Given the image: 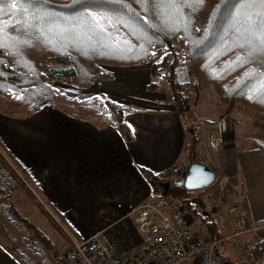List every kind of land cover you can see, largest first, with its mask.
<instances>
[{"label": "crops", "instance_id": "crops-1", "mask_svg": "<svg viewBox=\"0 0 264 264\" xmlns=\"http://www.w3.org/2000/svg\"><path fill=\"white\" fill-rule=\"evenodd\" d=\"M108 69L114 77L90 88L64 82L55 86L64 84L69 88L63 92L75 98L98 95L126 106L124 121L131 125V139L109 121L96 123L50 104L25 117L0 111V120L12 129L0 131V144L19 163L23 173L15 170L22 180L30 183L25 182L32 196L20 191L16 197L20 205L43 201V212L58 218L78 239L100 233L114 253H125L141 242L130 217L132 209L144 201L158 202L169 193L174 165L181 177L194 163L189 152L192 134L199 161L216 172L208 188L213 185L215 190L192 195L205 202L202 221L214 222L218 228L214 218L242 216L251 230L264 227L259 223L264 221V113L240 105L226 112L213 88L199 89L193 79L181 91L189 99L178 100L174 94L169 99L160 89L148 91L153 78L150 64ZM141 76L146 81L138 89L135 81L140 83ZM182 104L185 109L180 111ZM220 194L229 196L238 212L219 205ZM168 198L172 199L169 194ZM192 219L196 234L206 236V223L196 229ZM58 228L68 241L59 258L70 239ZM227 229L219 230L230 234ZM0 264L24 263L0 243Z\"/></svg>", "mask_w": 264, "mask_h": 264}, {"label": "trees", "instance_id": "trees-1", "mask_svg": "<svg viewBox=\"0 0 264 264\" xmlns=\"http://www.w3.org/2000/svg\"><path fill=\"white\" fill-rule=\"evenodd\" d=\"M16 2L18 9L30 7L21 0ZM124 2L140 17L147 16L151 26L132 14L125 17L128 27L117 24L113 10L120 9V5L110 4L107 0H37L42 23L37 25L32 21L34 27L24 28L16 23L24 16L11 9V0L0 4L4 9L0 19L11 20L15 25L5 27V40L12 49L0 48V111L25 117L44 104H50L96 123L109 121L131 139L132 132L124 121L126 106L98 95L75 98L58 91L55 86L56 82H64L86 89L96 82L113 78L114 73L103 67V61L107 59L110 66L150 64L151 74L157 81H151L148 90H157L169 81L178 100L189 99L182 94L181 88L189 83L192 75L197 88H213L216 100L225 105L226 112L240 105L264 113V55L254 53L249 57L250 47L242 38L247 16L255 19V14L261 11L258 5L240 7L239 16L233 21L230 14L237 0H203L202 3L189 0L187 4L183 0L174 3L172 0H154L148 5V11L137 0ZM82 4L103 5L88 10L96 14L107 32L94 30L90 19H73L84 11ZM109 19L113 21L111 25ZM59 27L67 29L61 32ZM72 33H76L82 42L80 52L71 41ZM9 36L30 40L31 44L14 42L8 39ZM241 44L245 46L240 47ZM178 47L186 49L192 56L190 68L168 64L169 55ZM153 52L155 55H151ZM238 56L242 58L239 63H232ZM189 140L190 155L197 162L200 159L197 139L191 134ZM7 154L11 162L0 152V199L6 200L10 217L30 229L49 248L51 238L16 206L14 197L20 191L25 190L29 197L32 195L14 168L23 173L19 163ZM169 193L173 200L184 205L189 215H201L205 202L200 197L194 198L190 189L173 183ZM44 212L55 221L46 210ZM206 226L209 230L206 236L223 235L214 222L207 221ZM250 257L252 264H264V237L250 249ZM60 259L66 262L63 257Z\"/></svg>", "mask_w": 264, "mask_h": 264}, {"label": "built area", "instance_id": "built-area-1", "mask_svg": "<svg viewBox=\"0 0 264 264\" xmlns=\"http://www.w3.org/2000/svg\"><path fill=\"white\" fill-rule=\"evenodd\" d=\"M191 63L192 56L182 47L174 50L168 58V64L176 68H190ZM179 171V166L174 165L170 186L180 179ZM236 209L231 206L229 211ZM130 217L141 238L139 245L117 254L100 233L82 239L72 237L65 256L67 261L70 264H225L221 244L239 234L198 236L184 205L169 199L168 194L158 202H142L132 209ZM231 224L243 227L245 218L234 217Z\"/></svg>", "mask_w": 264, "mask_h": 264}, {"label": "rangeland", "instance_id": "rangeland-1", "mask_svg": "<svg viewBox=\"0 0 264 264\" xmlns=\"http://www.w3.org/2000/svg\"><path fill=\"white\" fill-rule=\"evenodd\" d=\"M59 29L61 32H64L65 29H67V28L59 27ZM242 38L245 40L248 39L246 32L243 33ZM99 39H102V41H104L103 37H101V38L99 37ZM71 41L74 42V44L76 46V50L80 52L82 42L79 40L76 33H72ZM103 67H105V68L111 67L110 63L107 62V59H104ZM189 78H190V80H189L188 85L190 84L191 79L194 80L192 75L189 76ZM145 81H146V78L144 76H141L140 83L138 82V80L135 81V86L138 89H140V86ZM147 81H148V78H147ZM152 81H157V80L153 77ZM150 82H151V80H150ZM193 87H194L193 84H191V88H193ZM56 88L57 89L59 88L58 91L64 93L63 90L65 91L69 87L64 86V84H62V83H57ZM159 89H160V91L162 90L161 92H164V95H163L164 97L168 96L169 99L172 98V94H174V93L172 92V89L168 85L167 82L165 84L160 85ZM182 89H185V88H181V90ZM148 91H150V90H148ZM72 92H74V91H72ZM174 96H175V99H177L175 94H174ZM10 130H12V129L9 127L7 130V125H5L0 120V131H1V133L7 132ZM0 148L2 149V152L1 151L0 152L3 154V156L9 162H11L8 154L6 153L7 150L5 151L2 148L1 144H0ZM24 182H26L28 185H30L27 178ZM210 186L211 185L204 187V188L192 189L190 191H191V194L193 196H196L197 194L202 195L203 192H205L206 190H212V188H213V190H215V187L213 185L210 189H208ZM168 194H169V197H171L170 193H168ZM19 196L20 195L18 194V195H15V197H14L15 202H16V206L21 210V212L26 217H28L31 221L36 223L38 225V227H40L49 237H51V239L54 240L55 245H52L49 248L45 247L43 245V243L34 236L33 232L30 229H28L27 227H25L21 223L17 222L16 220H13L10 217V212H9L8 208L5 207L6 200L3 201L2 199H0V243L3 244L8 249V251L13 256H15V258H18L24 264H67V263H69V262H67V259L65 257L66 252L72 244L71 238L72 237L77 238V237H75L69 230H67L65 228V226L60 221L58 222L57 221L58 218L55 217L56 220L53 221L46 214H44L41 204L36 205L37 203H34L32 201L31 202L30 201L29 202L23 201V202H21L24 204V206L22 207L19 203V200L16 199V197H19ZM26 198H28V197H26ZM194 198H197V197H194ZM221 198H223V201H220ZM218 200H219V205H221V206L224 204L228 205V206L235 204L232 202V200L229 198V196H226L225 194H220V196H218ZM39 202L46 205L45 202H43V201H39ZM202 210L200 212L201 215H198V217H196L197 215H195L193 217L195 220L194 228L196 227V229L197 228L201 229L204 226L203 223L207 224V222L202 221L204 219L203 217H205L203 215ZM231 212L236 213L238 211L235 210V211H231ZM190 216L192 217L191 214H190ZM214 219L218 223V228L221 231L227 232L228 231L227 226H229L230 233H236V232L239 233L237 235L230 237L229 239L224 240V242L221 244V254H222L224 261L226 262L225 264H252L251 263L252 260L250 257V249L256 244V242L260 238L264 237V227H260L257 230H251L252 228H251L250 224L247 223V221H245V225H243V227H242L239 224H235V225L231 224L232 220L228 219V218L219 217V220H218V218L217 219L214 218ZM193 222L194 221H192V226H193ZM211 223H213V222H211ZM228 223H229V225H228ZM56 224L64 229L68 238L70 239V246L68 247L66 252L63 254V258H64V260H66V262H63L60 260V258L62 256L59 258H58V256H60L59 254H62L65 251V248H66L68 241L65 238V235H63L62 231L58 228V226ZM262 224H264V222ZM195 231H197V230H195Z\"/></svg>", "mask_w": 264, "mask_h": 264}, {"label": "snow or ice", "instance_id": "snow-or-ice-1", "mask_svg": "<svg viewBox=\"0 0 264 264\" xmlns=\"http://www.w3.org/2000/svg\"><path fill=\"white\" fill-rule=\"evenodd\" d=\"M5 0H0V4H3ZM110 4L120 5V9H114V19L116 20L117 24H124L125 27H128V24L125 23V17L127 14H132L136 17H138L140 20L144 22V24H147L151 26V23L147 16L140 17L139 13L135 11V9H132L130 5L126 4L124 0H107ZM154 0H137V3H143L144 4V10L148 11V5L152 4ZM174 3L175 0H172ZM200 3L203 2V0H199ZM21 3L28 4L30 7H21L20 9L17 8V2L16 0H11V9L17 10L19 14H22L24 16V19L22 21L18 20L16 23L21 25L24 28L34 27L35 25L31 23L32 21H35L36 24L42 23V21L39 19V13L41 11V8H37V0H21ZM183 3L187 4L189 3V0H183ZM259 6L261 11L257 12L255 14V19H253V16L249 15L246 18V26H245V32L248 36V39L246 40V44L250 47V51L247 52V55L251 57L254 53H259L264 55V0H237V4L233 5V11L230 14L233 21L236 20V18L239 16V8L242 6ZM81 7L84 9L79 15V17L73 18L78 21H84V20H91V24L94 30H96L99 33L107 32V29L99 23V19L96 16L94 12L89 11L88 9L90 7H103V5H87L82 4ZM121 9L126 10V12H122ZM180 10V9H178ZM4 13V9L0 8V16H2ZM112 19H109L108 23L112 24ZM11 26L15 27L13 25L11 20H8L7 22L3 19H0V48L9 47L10 50L12 49L11 45H8L5 40V27ZM239 31V29H237ZM8 39L19 42L20 44H26L30 45V40H20L18 36H9ZM151 43V41H149ZM124 43H127V41H124ZM244 44H241L240 47H244ZM18 51V50H17ZM151 55H155V53H151ZM167 55V53H165ZM163 57H161V60ZM242 58L238 56L235 61L232 63L238 64L239 61ZM20 98V97H18ZM251 98V97H249ZM131 127V125H129Z\"/></svg>", "mask_w": 264, "mask_h": 264}, {"label": "water", "instance_id": "water-1", "mask_svg": "<svg viewBox=\"0 0 264 264\" xmlns=\"http://www.w3.org/2000/svg\"><path fill=\"white\" fill-rule=\"evenodd\" d=\"M180 111L185 109V104L178 108ZM216 179V174L213 169L206 163L197 161L192 163L181 175L176 184L185 186L187 189L204 188L213 183ZM170 183H167V187Z\"/></svg>", "mask_w": 264, "mask_h": 264}]
</instances>
